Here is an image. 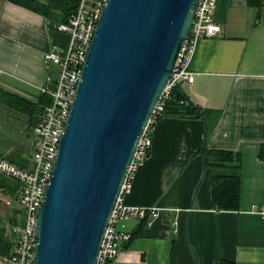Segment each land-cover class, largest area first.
Listing matches in <instances>:
<instances>
[{
    "label": "crops",
    "instance_id": "crops-1",
    "mask_svg": "<svg viewBox=\"0 0 264 264\" xmlns=\"http://www.w3.org/2000/svg\"><path fill=\"white\" fill-rule=\"evenodd\" d=\"M214 19L221 33L198 42L194 80H182L187 101L212 111L210 127L205 118L176 115L155 124L125 203L158 207V215L150 224L128 222L135 235L117 264H264V0L261 9L219 0ZM68 42L56 21L0 0V156L20 167L30 165L23 151L29 142L34 149L32 114L11 104L9 94L35 103L42 86L53 89L59 71L42 56ZM204 148L241 152V168L207 166ZM216 175H240L239 210L215 208Z\"/></svg>",
    "mask_w": 264,
    "mask_h": 264
},
{
    "label": "water",
    "instance_id": "water-1",
    "mask_svg": "<svg viewBox=\"0 0 264 264\" xmlns=\"http://www.w3.org/2000/svg\"><path fill=\"white\" fill-rule=\"evenodd\" d=\"M198 0H109L39 219L35 264H97L152 112L191 38Z\"/></svg>",
    "mask_w": 264,
    "mask_h": 264
},
{
    "label": "built area",
    "instance_id": "built-area-1",
    "mask_svg": "<svg viewBox=\"0 0 264 264\" xmlns=\"http://www.w3.org/2000/svg\"><path fill=\"white\" fill-rule=\"evenodd\" d=\"M108 2L109 0H79L78 7L68 22L59 23L60 30L69 35L67 46L52 48L43 53L44 62L57 64L60 72L53 89L48 86L40 88L42 93L51 96L52 102L45 106L41 119L31 128L34 149L30 165L20 167L0 156V175L16 179L20 183L15 198L20 208L12 207L9 213L12 251L2 258L4 264H35L41 208L53 176L59 146L82 79L83 68ZM218 2L219 0H198L196 3L191 38L183 41L175 64V69H179V72L173 73L137 143L133 160L128 166L121 192L110 215L97 264H117L124 245L133 238V231L127 225L130 220L147 218L150 224L158 215V207L131 206L125 203V197L132 191L139 166L148 157L153 143V128L165 112L172 87L177 81L191 83L194 80L190 64L198 42L222 31L221 25L214 19ZM7 205L13 206L12 200H8ZM17 210L24 214L23 223L19 216L16 217Z\"/></svg>",
    "mask_w": 264,
    "mask_h": 264
},
{
    "label": "trees",
    "instance_id": "trees-1",
    "mask_svg": "<svg viewBox=\"0 0 264 264\" xmlns=\"http://www.w3.org/2000/svg\"><path fill=\"white\" fill-rule=\"evenodd\" d=\"M15 4L21 5L29 10L41 14L48 19L57 23L68 22L69 17L76 11L79 0H8ZM250 5L257 6L259 9L263 6V0H248ZM259 18L257 21H259ZM11 104L26 109L32 114V126L40 119L45 106L51 104L52 98L49 94L41 93L35 103H31L20 96L10 93ZM209 109H204L191 101H187V96L182 88V80L172 87L169 99L165 105V112L162 116H181L205 118L209 122ZM203 155L206 158L207 166L215 167H232L241 168L242 155L241 152L209 150L203 149ZM259 157L264 161V144L261 145ZM5 176L0 175V190L9 196L16 198L19 186L9 185L5 181ZM212 201L218 210H234L237 211L241 207V177L216 175L213 176L212 182ZM5 219V218H4ZM0 217V258L7 256L12 251V237L10 233V217L4 220ZM148 224V219L142 220ZM135 234H133L134 236ZM175 259V250L173 251V261ZM214 264H237L233 261L220 259Z\"/></svg>",
    "mask_w": 264,
    "mask_h": 264
},
{
    "label": "rangeland",
    "instance_id": "rangeland-1",
    "mask_svg": "<svg viewBox=\"0 0 264 264\" xmlns=\"http://www.w3.org/2000/svg\"><path fill=\"white\" fill-rule=\"evenodd\" d=\"M65 34H67L66 32H64ZM68 35V34H67ZM69 36V35H68ZM51 70H52V72H54V74H55V72H60V68H59V66L57 65V64H54V63H52L51 62ZM29 134H30V130H29ZM31 137V141H32V136H30ZM29 138V137H28ZM24 153H25V155H26V157H30L29 158V160L31 161V159H32V147H30V142H29V144H28V147L27 148H24ZM5 178V181L9 184V185H16V186H19L20 185V183H19V181L18 180H16V179H13V178H9V177H4ZM17 195V194H16ZM8 200H12V202H13V206H8L7 205V201ZM12 207H15V208H20V204H19V202H18V200H16L15 198H13V197H11V196H9L7 193H4V192H2V190H0V217H2L3 219L5 218V219H7V216H8V214L10 213V209L12 208ZM17 216H19L20 217V219L22 220V223L24 222V214H23V212H20V211H18L17 210V212H16V217ZM23 218V219H22ZM4 219V220H5ZM9 227H10V225H9ZM4 257V256H3ZM2 257V258H3ZM0 264H4V262L2 261V259L0 258Z\"/></svg>",
    "mask_w": 264,
    "mask_h": 264
}]
</instances>
